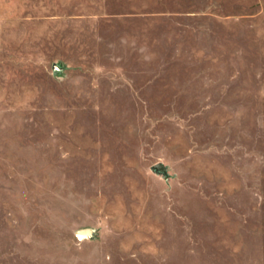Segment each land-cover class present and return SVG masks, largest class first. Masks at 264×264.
Instances as JSON below:
<instances>
[{"label":"rangeland","instance_id":"374dc122","mask_svg":"<svg viewBox=\"0 0 264 264\" xmlns=\"http://www.w3.org/2000/svg\"><path fill=\"white\" fill-rule=\"evenodd\" d=\"M0 264H264V0H0Z\"/></svg>","mask_w":264,"mask_h":264},{"label":"water","instance_id":"95a60500","mask_svg":"<svg viewBox=\"0 0 264 264\" xmlns=\"http://www.w3.org/2000/svg\"><path fill=\"white\" fill-rule=\"evenodd\" d=\"M53 69L56 70L57 67L54 65V66H53ZM153 169H154L156 172H163V171H165V168H164L162 165H160V164H156V165H154V166H153ZM87 234H88L87 231L82 230V231L77 232L76 236H77V238L82 239V238L86 237Z\"/></svg>","mask_w":264,"mask_h":264}]
</instances>
